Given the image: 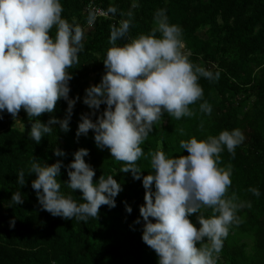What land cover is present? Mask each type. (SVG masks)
<instances>
[{
  "label": "trees",
  "instance_id": "1",
  "mask_svg": "<svg viewBox=\"0 0 264 264\" xmlns=\"http://www.w3.org/2000/svg\"><path fill=\"white\" fill-rule=\"evenodd\" d=\"M60 2L62 18L81 26L85 33L78 63L68 69L72 74L69 98L80 99L72 109L68 131L53 124V133L39 143L28 134L31 120L45 123L52 117L64 119L66 101L58 100L51 113L35 118L28 117L23 109L16 118L0 112V264H158L154 250L141 239L144 222L139 207L144 204L145 192L141 180L133 179L130 172H120L124 162L111 157L107 148H98L92 130L77 137L76 129L82 114L92 112L91 119L95 121L106 107L101 104L97 110L89 109L82 98L84 90L98 84L104 74L103 59L112 46L111 26H119L125 19L131 21L126 36L116 41L122 46L141 34H151L157 28L154 16L159 9L165 10L169 24L181 27V52L194 66L211 71L214 78L199 77L203 95L189 105L193 115L176 119L164 112L153 123L152 131L140 145L143 154L136 161L141 177L152 171L150 154L154 151L174 158L188 155L180 148V140H203L222 130L240 129L244 140L236 146L234 155L226 148L219 154V166H231V184L225 196L235 193V202L244 206L237 209L236 220L228 226L222 247L213 257L216 264H264V0ZM110 7H115L116 12L110 13ZM96 10L105 16L97 15ZM49 34L55 36V26ZM155 35L160 37L161 33L157 30ZM205 101L211 106V114L200 109ZM80 148L88 150L84 159L95 171L93 182L101 175H112L122 185V191L114 198L115 207L101 205L96 218L79 221L54 217L41 209L31 187L36 178L35 173L29 174L32 157L46 165L60 160L61 191L82 202L79 190L72 191L63 184L71 170L66 166ZM54 149L65 155H54ZM20 170L25 175L23 186L17 183ZM250 188L258 189L259 196ZM17 191L24 198L19 205L11 200ZM125 205L131 207V213L126 212ZM213 214L212 208L202 206L189 219L198 228V216L207 218ZM12 219L14 227H9ZM137 219L140 223H134ZM208 243L205 238L197 247Z\"/></svg>",
  "mask_w": 264,
  "mask_h": 264
},
{
  "label": "clouds",
  "instance_id": "2",
  "mask_svg": "<svg viewBox=\"0 0 264 264\" xmlns=\"http://www.w3.org/2000/svg\"><path fill=\"white\" fill-rule=\"evenodd\" d=\"M62 11L60 0H0V112L16 118L23 109L28 117L35 118L51 113L60 99L67 103V115L62 120H31L28 134L36 143L53 133V124L68 131L72 109L80 99L69 98L72 74L68 69L78 63L85 33L81 26L62 18ZM108 11L115 13L116 8ZM154 19L157 28L151 34H141L122 46L116 41L126 36L131 21L125 19L119 26H111L112 46L103 59L104 74L98 84L84 90L82 98L89 109L97 110L101 104L106 107L95 121L91 119L92 112L82 114L76 136L92 130L96 146L107 148L111 157L124 162L120 172H130L133 179L141 180L145 189L144 204L139 207L144 222L141 239L154 250L158 264H216L213 253L221 249L237 209L244 206L235 202V193L225 196L231 184V166L220 167L219 154L226 148L234 155L244 136L240 129H233L203 140H180V148L188 155L174 158L154 151L150 154L152 171L141 177L136 161L143 154L140 145L152 131L153 123L164 112L176 119L193 115L189 105L203 95L199 77L214 78L211 71L194 66L181 52L182 29L169 24L164 9L157 10ZM53 26L54 37L49 34ZM157 30L160 37L155 35ZM200 109L211 114L206 101ZM54 155L62 157L65 153L54 149ZM87 155L85 148L73 153V160L66 166L71 169L67 171L68 181L63 183L72 191L79 190L82 202L61 191L60 160L46 165L32 157L29 174L35 173L36 178L31 187L42 210L54 217L87 221L98 216L101 205L115 207L114 198L122 185L112 175H101L93 182L95 171L85 162ZM16 176L17 183L23 186V170ZM249 191L260 194L256 188ZM23 199L20 191L11 196L16 205ZM202 206L212 208L214 214L198 216L197 228L189 217ZM247 206H251L250 202ZM125 210L132 211L127 205ZM134 223H140V219ZM14 224V219L9 221V227ZM205 238L210 243L197 247Z\"/></svg>",
  "mask_w": 264,
  "mask_h": 264
},
{
  "label": "built area",
  "instance_id": "3",
  "mask_svg": "<svg viewBox=\"0 0 264 264\" xmlns=\"http://www.w3.org/2000/svg\"><path fill=\"white\" fill-rule=\"evenodd\" d=\"M96 14L100 15V16H105V14L103 12H101L100 10H96Z\"/></svg>",
  "mask_w": 264,
  "mask_h": 264
}]
</instances>
